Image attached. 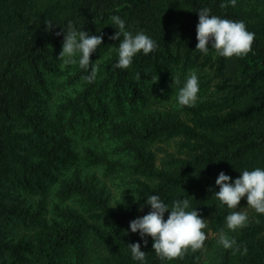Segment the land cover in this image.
<instances>
[{"label":"trees","instance_id":"1","mask_svg":"<svg viewBox=\"0 0 264 264\" xmlns=\"http://www.w3.org/2000/svg\"><path fill=\"white\" fill-rule=\"evenodd\" d=\"M220 4L0 0V264H140L127 244L141 238L125 230L150 194L167 203L188 198L207 219L208 235L201 249L165 261L148 237L146 246L141 241L145 264H264V214L242 199L248 221L229 230L230 210L212 193L220 171L235 179L244 169L264 168V0ZM204 7L245 22L254 33L246 55L195 50ZM113 14L157 44L128 69L112 67L119 43L109 39ZM69 20L104 35L90 57L98 65L91 83L78 63L56 60L63 37L55 33ZM193 70L197 99L180 106L176 94ZM97 170L127 185L119 197ZM14 224L25 233L14 236ZM221 231L235 240L233 248L218 243Z\"/></svg>","mask_w":264,"mask_h":264},{"label":"clouds","instance_id":"2","mask_svg":"<svg viewBox=\"0 0 264 264\" xmlns=\"http://www.w3.org/2000/svg\"><path fill=\"white\" fill-rule=\"evenodd\" d=\"M236 2L237 0H221L220 7L225 8L228 4L235 6ZM197 12L198 42L195 50L207 55L212 49L215 56L224 58L241 57L250 51L254 33L247 29L244 21L213 15L208 7ZM109 21L108 25L116 29L109 39L119 40L118 47L115 48L118 58L112 65L113 69H128L137 54L148 55L157 47L156 41L144 31H130L126 27V20L120 15H110ZM45 22L51 31L54 24L47 20ZM55 35L63 37L62 49L56 60L62 66L78 63L79 68L87 73L82 76V80L93 82L97 76L98 65L91 61L90 57L103 44V33L92 34L76 27L73 21L69 20ZM135 79L139 81L141 74L136 73ZM173 80L174 83H180L178 79ZM199 90V77L194 70L190 71L176 94L177 104L191 106L195 103ZM239 172V177L233 179L224 171H220L215 179L219 190L212 191L219 204L230 210L224 220L226 228L233 231L243 227L248 221V213L244 208L250 207L256 213L264 214V168L255 167ZM242 199H246V207H239ZM145 205L150 206V210L129 221V228L125 233H137L145 246L148 244L147 238L151 237L152 249L161 261L181 257L189 249L195 251L202 248L208 235L204 231L207 228V219L200 215L197 208H191L188 198H176L167 203L159 194H150L141 203V211ZM217 239L224 248H233L236 243L223 231L219 232ZM141 241L128 243L127 246L131 258L145 264L146 253L141 248ZM243 251L247 253V247H244Z\"/></svg>","mask_w":264,"mask_h":264},{"label":"rangeland","instance_id":"3","mask_svg":"<svg viewBox=\"0 0 264 264\" xmlns=\"http://www.w3.org/2000/svg\"><path fill=\"white\" fill-rule=\"evenodd\" d=\"M97 176L102 182H104L105 187L108 191L111 192L113 198L119 197L122 190L127 187V185L123 181H119L118 178L104 176L101 170H97ZM148 211L149 209L143 208V210L140 211V216L146 214ZM11 231L12 234L16 237H19L25 233V230L21 226L16 224L12 225Z\"/></svg>","mask_w":264,"mask_h":264}]
</instances>
